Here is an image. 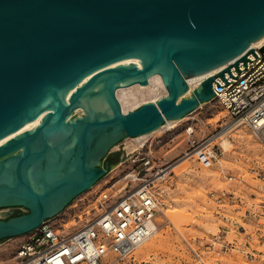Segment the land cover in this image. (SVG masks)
I'll use <instances>...</instances> for the list:
<instances>
[{"label": "water", "instance_id": "water-1", "mask_svg": "<svg viewBox=\"0 0 264 264\" xmlns=\"http://www.w3.org/2000/svg\"><path fill=\"white\" fill-rule=\"evenodd\" d=\"M263 35L264 0H0V209L25 210L0 219V241L91 188L121 140L213 99L229 67L186 96L187 79ZM151 74L165 95L123 112L116 90Z\"/></svg>", "mask_w": 264, "mask_h": 264}, {"label": "rangeland", "instance_id": "rangeland-1", "mask_svg": "<svg viewBox=\"0 0 264 264\" xmlns=\"http://www.w3.org/2000/svg\"><path fill=\"white\" fill-rule=\"evenodd\" d=\"M162 96L159 89L157 97ZM125 106L127 110L131 108L130 104ZM229 123L224 107L217 99H211L142 139L126 138L111 149L109 155L117 157L118 163L127 151L144 143L155 164L167 174L155 186L163 203L157 231L141 246L151 245L140 246L123 258L109 255L108 263L193 264V248L206 264H264V133L259 138L248 126L239 124L210 143L216 154L211 167L200 166L192 157L173 166L183 158L193 139L195 145L207 144ZM187 127L193 128L191 135L186 132ZM115 165L56 215L65 230L78 227L95 211L94 203L86 198L106 188L110 179L120 173ZM14 209L25 212L3 208L0 219L8 218ZM24 238L21 235L0 241V264H11L17 244ZM223 243H232L236 249L217 255ZM244 251L252 252L255 260L247 261Z\"/></svg>", "mask_w": 264, "mask_h": 264}, {"label": "built area", "instance_id": "built-area-1", "mask_svg": "<svg viewBox=\"0 0 264 264\" xmlns=\"http://www.w3.org/2000/svg\"><path fill=\"white\" fill-rule=\"evenodd\" d=\"M263 46L264 41L251 44L242 54L212 74L217 75L227 67L230 68L224 72L223 79L216 77L212 83L213 99H217L224 107L230 122L237 121L262 134ZM244 55L246 62L241 61ZM236 62L238 64L234 66ZM205 78L207 77L197 80L192 86L187 82L189 89L186 96ZM186 132L191 135L193 128L187 127ZM194 143L193 139L183 158L192 157L200 166L211 167L216 158L213 148L210 144ZM115 166L120 173L110 179L106 188H101L86 198L94 203L95 211L84 223L65 230L56 216L44 220L18 242L11 264H110L106 261L109 255L123 258L149 240L157 229V217L163 209L155 187L164 178L160 176L163 170L155 164L149 147L145 148L144 143L127 151L125 158ZM230 179L236 180L234 176H230ZM228 249L236 247L232 243H223L216 253H225ZM191 250L193 264H206L201 254L193 248ZM244 252L247 261L255 260L252 252Z\"/></svg>", "mask_w": 264, "mask_h": 264}, {"label": "bare ground", "instance_id": "bare-ground-1", "mask_svg": "<svg viewBox=\"0 0 264 264\" xmlns=\"http://www.w3.org/2000/svg\"><path fill=\"white\" fill-rule=\"evenodd\" d=\"M264 41V35L262 37H260L256 42H252L251 44H260ZM250 44V45H251ZM120 65V64H119ZM121 65H128V64H121ZM114 66V65H112ZM221 66H218V67H215L213 68L212 70L208 71V72H205L199 76H196V77H193V78H190V79H187V82L190 83V85L192 86L194 82H196L197 80H200L204 77H208L212 74H214L218 69H220ZM94 72H90L88 73L87 75H85L86 77H90ZM84 76V77H85ZM79 81H82V78L79 80ZM78 85H81L80 84H76V86ZM75 86V87H76ZM161 89V91L163 92V96L165 95L166 93V90H165V87L163 85V81H162V78L157 75V74H151L149 75L148 77V83L147 85H143V86H140V84H133V85H126V86H120L117 90H116V97L117 99L119 100L120 102V105H121V109L123 112H127L129 110H132L134 109V107L138 106V103L142 100L144 101L143 103L147 102L146 100L148 99H151L150 102H156L160 97H157L158 96V90ZM161 94V93H160ZM142 103V102H141ZM129 104L131 105V108L129 110H127L128 108H126L125 105H128ZM176 120H167L162 126H160L158 128L161 129L163 127H165V125L169 124V123H172ZM32 123V122H31ZM31 123H28V124H31ZM239 125V122L237 121H234V122H231L229 124H225V126H223L222 130L220 132H218L211 140H209L207 142V144H210L212 141H215L216 139H220L222 137H224L227 133H229L230 130H232L235 126ZM236 128V127H235ZM257 137L261 138L262 137V133H258L256 131H253ZM10 136H14L13 133L9 134ZM145 135H141V136H137V137H134V139H142ZM6 137L0 139V141H4ZM224 140V139H223ZM226 140V139H225ZM224 140V141H225ZM223 141V142H224ZM262 141V139H261ZM264 141V140H263ZM228 143V142H227ZM229 144V143H228ZM224 146H226V144L223 143ZM228 146V145H227ZM226 146V147H227ZM187 158L184 157V158H181L178 162H176L173 166L176 167L177 165H179L180 163H182L183 161H185ZM179 163V164H178ZM168 169V168H167ZM172 170V169H171ZM167 174V170H164L162 173H161V177H165ZM157 231V229H156ZM155 231V232H156ZM149 245H151L150 243L148 244H144L143 246H141L142 248L143 247H148Z\"/></svg>", "mask_w": 264, "mask_h": 264}, {"label": "trees", "instance_id": "trees-1", "mask_svg": "<svg viewBox=\"0 0 264 264\" xmlns=\"http://www.w3.org/2000/svg\"><path fill=\"white\" fill-rule=\"evenodd\" d=\"M105 160L106 161L109 160L108 162L110 164V168H112L117 163L118 159H117V157H112V156L108 155Z\"/></svg>", "mask_w": 264, "mask_h": 264}, {"label": "flooded vegetation", "instance_id": "flooded-vegetation-1", "mask_svg": "<svg viewBox=\"0 0 264 264\" xmlns=\"http://www.w3.org/2000/svg\"><path fill=\"white\" fill-rule=\"evenodd\" d=\"M107 161H109V160H107Z\"/></svg>", "mask_w": 264, "mask_h": 264}]
</instances>
